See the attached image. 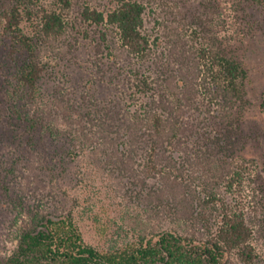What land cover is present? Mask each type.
I'll return each instance as SVG.
<instances>
[{"label":"trees","instance_id":"16d2710c","mask_svg":"<svg viewBox=\"0 0 264 264\" xmlns=\"http://www.w3.org/2000/svg\"><path fill=\"white\" fill-rule=\"evenodd\" d=\"M254 1L263 4V0ZM112 3L105 10L85 5L83 21L100 27L107 59L128 57L147 62L160 39H151L146 33L144 3ZM71 6V0H53L51 4L48 0H0V51L5 52L7 63L13 67L16 94L21 101L30 102L35 111L31 115L22 105L8 109L20 120H28L30 126H38L47 116L51 120L50 110L42 109L40 103L46 70L43 55L55 51L68 32ZM25 24H30L29 30L24 29ZM114 32L116 45L109 42ZM197 45L190 74L178 78L168 74L159 99L155 98L158 80L129 69L136 79L131 101H105L94 119L95 137L84 133L69 141L74 154L71 158L77 160L81 174V191L92 187L99 190L96 181L103 179L107 171L113 176L116 190L121 188V177L129 174L136 180L135 185L159 177V187L142 200L148 210L145 220L139 214L129 216L126 240L105 248L86 239L72 209L66 215L37 216L1 264L256 263L260 254L254 243L255 229L248 220L242 194L251 179V164L254 167L255 163L245 157V134L239 116L233 115L235 111L242 115L245 110L242 101L248 69L236 57L223 54L209 43ZM200 90L210 105L219 104L218 126L223 129L220 136L207 137L202 151H195L193 159H187L192 166L201 164L207 173L188 178L178 163L188 149L182 147V138L189 129L181 120L183 110L193 106ZM262 118L264 121V106ZM57 128L58 122L53 130ZM60 163L68 165L64 157ZM158 203L171 206V220Z\"/></svg>","mask_w":264,"mask_h":264},{"label":"rangeland","instance_id":"374dc122","mask_svg":"<svg viewBox=\"0 0 264 264\" xmlns=\"http://www.w3.org/2000/svg\"><path fill=\"white\" fill-rule=\"evenodd\" d=\"M71 1L68 32L55 51L43 55L46 70L40 103L42 109L50 110L51 120L47 116L38 126H30L28 120L10 113L9 107L22 105L34 115L35 108L16 94L13 67L0 51V264L11 256L21 232L37 216L66 215L72 209L86 239L105 248L126 240L129 216L139 214L145 220L148 210L142 200L159 187V177L135 185L129 174L121 177V188L116 190L107 171L96 181L99 190L92 187L81 191V174L77 160L71 158L74 154L69 141L84 133L95 137L94 119L105 101H131L136 79L129 69L158 80L155 98L159 99L168 74L174 73L177 78L190 74L198 43L215 46L248 69L242 101L245 110L242 115L238 111L233 115L239 116L245 134V157L255 163L254 167L251 164V179L242 194L260 254L255 264H264V0L263 4L254 0H142L146 33L151 39H160L158 48L143 63L128 57L107 59L100 27L82 19L85 5L105 10L113 6L112 0ZM29 25L24 29L29 30ZM110 41L118 43L115 32L109 36ZM183 111L181 121L189 130L182 138V147L188 149L178 163L185 177L200 178L207 173L205 167L199 163L192 166L187 159H193L195 151H202L207 137L220 136L223 126L219 129V104L210 105L200 90L193 106ZM56 122L58 128L53 130ZM63 157L68 165L60 163ZM158 208L172 219L169 204L158 203Z\"/></svg>","mask_w":264,"mask_h":264}]
</instances>
